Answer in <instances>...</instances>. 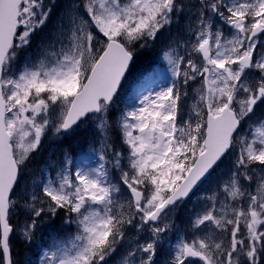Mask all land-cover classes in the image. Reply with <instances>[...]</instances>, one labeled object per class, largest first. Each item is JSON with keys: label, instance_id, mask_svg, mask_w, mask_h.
<instances>
[{"label": "snow or ice", "instance_id": "6c2138e0", "mask_svg": "<svg viewBox=\"0 0 264 264\" xmlns=\"http://www.w3.org/2000/svg\"><path fill=\"white\" fill-rule=\"evenodd\" d=\"M57 220L39 264H264V0H0V264Z\"/></svg>", "mask_w": 264, "mask_h": 264}, {"label": "trees", "instance_id": "16d2710c", "mask_svg": "<svg viewBox=\"0 0 264 264\" xmlns=\"http://www.w3.org/2000/svg\"><path fill=\"white\" fill-rule=\"evenodd\" d=\"M149 54L144 53L142 50L137 52L136 58L134 60V64L131 67V71L134 72L138 70L141 66V68L147 66L149 64ZM80 133L77 135V137L70 138L67 137L63 140V142H57V141H47L43 142L42 144V150L40 151L39 155L35 156V159L32 160L30 167L32 169L39 168L43 162L51 155L53 159H55V156L58 155L62 150L67 149L69 152H71V149H73V146L76 145L77 148L81 147L85 143V135L86 133L83 132V130L79 131ZM181 214H178L177 219L179 218ZM182 220H180V223L182 225V228H184L185 224L187 223V219L184 214ZM60 224V221L57 220L55 225H51L49 223H45L41 229L37 232V238L36 241L33 243L32 246L25 248L21 243H14L16 247V252L18 253V258L23 259L25 256L31 257L33 264H39L38 263V255L44 249L47 244L51 242L52 233ZM23 254V256H22ZM21 257V258H20Z\"/></svg>", "mask_w": 264, "mask_h": 264}, {"label": "rangeland", "instance_id": "374dc122", "mask_svg": "<svg viewBox=\"0 0 264 264\" xmlns=\"http://www.w3.org/2000/svg\"><path fill=\"white\" fill-rule=\"evenodd\" d=\"M161 47H162V43H157L154 47H149V48H146V49L142 50L144 53L149 54L150 62L144 68H141V66H140V68L138 70L134 71L133 73H130L129 76L126 77V80L123 82V85H122L121 96H124L127 93H129V91L136 86V83H137L138 80H140L142 74L147 73L150 69H153V68L157 69V78L162 79L163 74L167 71V64L165 62L161 61V60H158V56L160 55V48ZM21 58H23V54H21ZM79 133L80 132L78 131L77 133H75V134H73L71 136H68V137H70V138L77 137L78 138L77 135ZM47 141H55V140H51L50 139V140H45L44 142H47ZM87 147H88V145L86 143H84V145L79 147V148H77V146L74 145L73 149H71V152H69V153L77 155L83 149H85ZM78 162H80L79 157H78ZM82 163H83V165L88 166L90 163H92V161L85 159V160L82 161ZM224 170H225L224 168H221V170L216 174V176L213 177V179L210 182L204 184L203 186H200L198 191L196 192V194L193 195L191 197V199L188 200L185 203V205L177 212L176 217H175V223H176V225H177V227L179 229H183L182 225L180 223V220H182V218H183L182 214H184L186 219L188 220V217H189L191 211L194 208H198L199 207V198L204 196V195H206V194H209L210 190L214 189L216 187V185L219 182H221L222 179H224V177H222L220 175V173L223 172ZM178 214H181V215L177 219ZM15 222H17V221H14V223ZM168 235L173 240L175 239V234L174 233H169ZM18 242L19 241L14 240V243H18ZM165 248H167V245H165ZM40 253L38 255V263H39ZM166 255H167L166 252H160L158 250V256H159L161 262L164 261V259L166 258ZM22 256H23V254H22ZM113 264H115V262H113Z\"/></svg>", "mask_w": 264, "mask_h": 264}, {"label": "bare ground", "instance_id": "6f19581e", "mask_svg": "<svg viewBox=\"0 0 264 264\" xmlns=\"http://www.w3.org/2000/svg\"><path fill=\"white\" fill-rule=\"evenodd\" d=\"M140 50H138L137 52H139Z\"/></svg>", "mask_w": 264, "mask_h": 264}]
</instances>
